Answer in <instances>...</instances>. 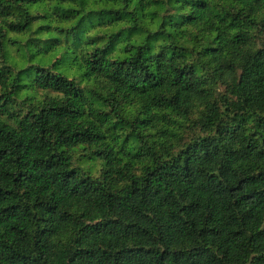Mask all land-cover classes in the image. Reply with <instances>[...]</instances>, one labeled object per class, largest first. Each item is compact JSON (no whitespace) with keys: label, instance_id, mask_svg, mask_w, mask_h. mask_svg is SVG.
I'll return each mask as SVG.
<instances>
[{"label":"clouds","instance_id":"9594fccd","mask_svg":"<svg viewBox=\"0 0 264 264\" xmlns=\"http://www.w3.org/2000/svg\"><path fill=\"white\" fill-rule=\"evenodd\" d=\"M0 264H264V0H0Z\"/></svg>","mask_w":264,"mask_h":264}]
</instances>
